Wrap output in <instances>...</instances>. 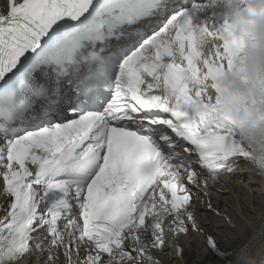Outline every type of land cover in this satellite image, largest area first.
<instances>
[{
    "label": "snow or ice",
    "instance_id": "snow-or-ice-1",
    "mask_svg": "<svg viewBox=\"0 0 264 264\" xmlns=\"http://www.w3.org/2000/svg\"><path fill=\"white\" fill-rule=\"evenodd\" d=\"M205 4L0 0V264L40 251L41 233L48 264H159L149 251L169 232L203 233L194 201L209 180L240 158L264 178V140L246 141L200 86L243 48L227 24L211 32ZM205 246L203 264H227L212 234Z\"/></svg>",
    "mask_w": 264,
    "mask_h": 264
},
{
    "label": "clouds",
    "instance_id": "clouds-1",
    "mask_svg": "<svg viewBox=\"0 0 264 264\" xmlns=\"http://www.w3.org/2000/svg\"><path fill=\"white\" fill-rule=\"evenodd\" d=\"M249 7L260 11L250 12ZM205 8L211 32L223 31L227 24L226 34L243 42L231 68L218 73L214 81H201L200 86L209 90L205 98L211 103L219 100L221 110L246 141L264 140V0H206ZM211 43L208 35L198 33L201 48ZM213 83L219 88L218 97ZM253 100L257 103H250Z\"/></svg>",
    "mask_w": 264,
    "mask_h": 264
},
{
    "label": "bare ground",
    "instance_id": "bare-ground-1",
    "mask_svg": "<svg viewBox=\"0 0 264 264\" xmlns=\"http://www.w3.org/2000/svg\"><path fill=\"white\" fill-rule=\"evenodd\" d=\"M247 175L249 178L246 180ZM221 179H217L219 182L211 189L213 194L210 199L214 202V208H218L230 218L235 227L232 228L223 218H217L207 212L205 206L200 208L196 205L199 210L197 214L202 218L204 231L214 235L222 249L233 251V258L229 264H248L250 259H257L264 254V181L255 173H237L224 178L225 181ZM223 182H227V185L220 187ZM218 188L228 189L231 194L219 195ZM232 190L235 191L234 196ZM222 237L226 238V241ZM182 242L184 254L186 252L189 257L184 258L185 264H203L204 258L208 255L204 242L198 241L191 234ZM162 259L165 264L179 263L168 254ZM38 264L44 263L40 261Z\"/></svg>",
    "mask_w": 264,
    "mask_h": 264
},
{
    "label": "rangeland",
    "instance_id": "rangeland-1",
    "mask_svg": "<svg viewBox=\"0 0 264 264\" xmlns=\"http://www.w3.org/2000/svg\"><path fill=\"white\" fill-rule=\"evenodd\" d=\"M248 178H249V177H248V175H247V176H245V179H246V180H247ZM219 189H220V190H222L223 194H224V193H225L226 195H227L228 193H229L228 195H230V194H231V193L229 192V190H228V189H227V190H225V189H221V188H219ZM223 190H224V191H223ZM231 192H232V194H233V196H234V193H235V191H233V190H232ZM223 194H222V196H224ZM226 195H225V196H226ZM220 202H221V200H220V201H218V203H219V204H220ZM238 207H239V206H238ZM238 213H239V212H238ZM239 215L241 216V214H240V213H239ZM222 238H223V237H222ZM223 240H224V241H226V238H223ZM202 243H203V242H202ZM187 259H189V257H188V256H187ZM191 260H192V259H191ZM185 262H186V261H183V264H185Z\"/></svg>",
    "mask_w": 264,
    "mask_h": 264
}]
</instances>
